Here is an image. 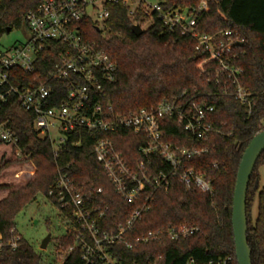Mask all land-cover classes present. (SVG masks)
<instances>
[{
	"label": "trees",
	"instance_id": "obj_1",
	"mask_svg": "<svg viewBox=\"0 0 264 264\" xmlns=\"http://www.w3.org/2000/svg\"><path fill=\"white\" fill-rule=\"evenodd\" d=\"M44 0H0V39L15 28L27 25L26 15ZM203 0H159L164 10L183 9L194 12ZM209 11L196 13V30L199 34H215L231 31L240 37L229 54V64L240 68L239 80L252 93L251 111L234 96L226 95L215 78L203 74L198 64L204 58L197 52V41L179 29L163 27L154 14L153 21L144 26L142 34L133 32L136 23L144 25L148 19L141 1L134 17L123 3L109 4L110 16L104 28L90 19L83 21V35L87 40L97 41L116 64L112 81L105 84L93 103L105 110L111 107L115 115L150 109L183 92L196 96L199 103H206L213 110L208 121L215 131L199 140L173 119L165 121L163 140L180 146H196L206 151L184 160L185 166L193 168L210 181L212 191L186 188L177 175L170 176V185L164 189L146 188L141 198L128 202L116 190L93 149L100 139H110L122 154L127 165L137 171L139 163L145 162L149 173L169 172V164L160 155L145 159L140 148L147 138L128 129L114 132H69L66 142L56 153L48 136H40L33 129V116L17 110L16 97L0 106L4 119L20 136V147L36 168L34 178L18 190L0 199V238L11 237L16 227L17 214L36 201L38 194L45 195L58 208L67 224L66 233L56 238L54 258L49 264H57L61 253H66L62 264H88L83 258L86 240L93 245L91 234L82 221L77 220L71 208H64L49 196L55 187L59 172L67 174L74 183L93 187L89 208L102 235L115 231L125 224L137 208L144 205L148 210L133 229L124 234L131 242L105 243L106 251L118 264H185L189 259L199 263L227 256L232 264H238L232 227V207L237 172L243 153L251 139L264 129V0H206ZM60 44L51 43L36 62L33 73L19 69L11 71L14 84L29 82L36 76L50 85L54 99L49 107L59 106L67 94L65 82L51 78L49 73L59 61ZM215 67L214 63H210ZM211 79V80H208ZM264 163V151L260 155L247 190L246 211L248 220L247 239L251 249L252 264H264V189L261 187L259 166ZM7 163L0 165V173ZM4 185L0 184V190ZM151 195L146 200V195ZM257 197V216L252 219L254 200ZM100 208V210H98ZM101 211L104 212L100 217ZM183 227H197L192 235L172 238L167 231ZM17 228V227H16ZM162 230L157 238L144 241L150 232ZM72 248L69 252H67ZM0 264H46L43 256L33 245L22 238L20 246L0 249ZM89 264H108L97 259Z\"/></svg>",
	"mask_w": 264,
	"mask_h": 264
},
{
	"label": "built area",
	"instance_id": "obj_2",
	"mask_svg": "<svg viewBox=\"0 0 264 264\" xmlns=\"http://www.w3.org/2000/svg\"><path fill=\"white\" fill-rule=\"evenodd\" d=\"M141 1L144 2L142 10L149 19L144 25L151 24L156 14L164 28L179 29L182 34L193 37L197 41V52L204 56L198 64L202 73H211L216 83L221 84L224 94L234 96L251 111L252 93L239 80L240 68L231 66L228 62L234 45L242 39L233 37L231 31L199 34L196 30V13L209 11L206 0H203L194 12L183 9L164 10L159 2L152 5L146 0H44L26 15L30 33L26 42L3 46L0 39V106L15 95L17 110L33 116V129L40 136L49 137L56 153L66 142L68 133L75 130L83 129L95 133L128 129L144 135L147 143L140 148L144 158L149 160L152 155H160L169 164L168 173L161 171L153 175L146 169L144 161L139 163L137 171H133L110 139H100L93 149L115 190L128 202L138 201L148 187L167 191L172 174L177 175L188 189L195 187L203 192H210V181L193 168L186 167L184 162L202 154L206 149L194 145L180 146L168 143L163 140V133L165 121L173 119L194 138H206L215 131L213 124L208 121V113L213 110L212 107L199 103L196 96H188L186 91L150 109L128 114L115 115L111 107L105 110L101 104L93 103L95 96L103 92L105 84L114 79L116 64L108 53L99 47L97 41L84 38L83 21L90 19L101 29L99 22L104 23L110 16L109 4L123 3L129 7V15L134 17ZM53 42L61 46L57 51L59 61L49 75L65 82L67 94L59 106L49 107L54 99L50 85L41 82L39 76L27 83L21 81L20 84H14L11 71L19 69L33 73L39 55ZM210 63H214L215 67L209 66ZM53 129L62 133L58 143L52 138ZM0 142L14 148L18 156L27 157L20 147L19 134L1 113ZM96 192L101 190H95L85 184L78 185L67 174L59 172L55 187L50 190L49 196H54L62 207L71 208L73 216L88 228L94 242L91 245L82 239L86 246L83 258L88 264L97 259L108 264H118L106 251L105 243L123 242L129 247L132 246L130 241L124 239V234L134 228L148 207L144 205L137 208L125 224L115 231L100 235L89 208L91 197ZM150 197V194L146 195V200ZM103 214L101 211L100 217ZM198 230L197 227H183L167 232L172 238L178 239L192 235ZM163 233L162 230L150 232L143 240L157 238ZM22 238L23 235L13 227L8 240L0 238V249L10 247L16 250ZM65 255L66 253L60 254L57 264H62ZM185 264H232V257L205 263L189 259Z\"/></svg>",
	"mask_w": 264,
	"mask_h": 264
},
{
	"label": "rangeland",
	"instance_id": "obj_3",
	"mask_svg": "<svg viewBox=\"0 0 264 264\" xmlns=\"http://www.w3.org/2000/svg\"><path fill=\"white\" fill-rule=\"evenodd\" d=\"M146 1L152 5L159 2V0ZM99 24L103 29V22L100 21ZM29 34L28 26L23 24L10 33H6L1 38V43L3 46L20 44L28 40ZM51 134L53 140L58 143L62 133L53 129ZM5 163L7 165L3 167L0 173V184L4 185V188L0 190V199L5 198L10 191L18 190L32 180L36 171L31 160L26 156H18L14 148L0 142V165ZM259 174L261 187L264 189V163L259 166ZM257 201L256 197L252 209V219L257 216ZM15 223L23 237L43 256L46 264H49L54 258L56 238L64 235L68 229L67 224L59 214L58 208L43 194H38L35 202L27 205L17 214ZM49 234L52 238L48 247L42 249V242Z\"/></svg>",
	"mask_w": 264,
	"mask_h": 264
},
{
	"label": "water",
	"instance_id": "obj_4",
	"mask_svg": "<svg viewBox=\"0 0 264 264\" xmlns=\"http://www.w3.org/2000/svg\"><path fill=\"white\" fill-rule=\"evenodd\" d=\"M133 32L142 34L144 29L133 25ZM7 33H10L8 29ZM264 151V129L254 135L246 147L237 172L236 186L232 207V227L235 240V254L238 264H252L251 249L248 244V220L246 211L247 190L260 155ZM52 236L49 234L42 242L41 248L46 249Z\"/></svg>",
	"mask_w": 264,
	"mask_h": 264
},
{
	"label": "flooded vegetation",
	"instance_id": "obj_5",
	"mask_svg": "<svg viewBox=\"0 0 264 264\" xmlns=\"http://www.w3.org/2000/svg\"><path fill=\"white\" fill-rule=\"evenodd\" d=\"M11 32V31H10Z\"/></svg>",
	"mask_w": 264,
	"mask_h": 264
}]
</instances>
